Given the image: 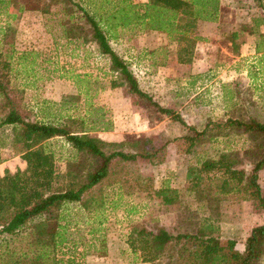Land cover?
<instances>
[{
  "label": "rangeland",
  "instance_id": "1",
  "mask_svg": "<svg viewBox=\"0 0 264 264\" xmlns=\"http://www.w3.org/2000/svg\"><path fill=\"white\" fill-rule=\"evenodd\" d=\"M20 1L26 9L45 14L35 24H29L28 17H20L19 27L23 34L14 36L18 45L34 40H41L43 45L38 47V56L41 51L42 57H38L36 64H14L10 68L13 76L10 95L15 97L24 119L66 126L72 132H83L102 140L106 143L102 148L106 154L160 150L150 161L141 158L134 162L113 160L110 176L83 196L90 207L88 210L77 203L64 207L68 243L58 257L63 256L64 261L71 257L72 264H178L176 258L169 260L166 255L142 263L138 257L140 252L133 253L126 242L133 225H142L151 231L164 228L176 234L195 233L208 224L221 242L233 240L236 249L242 251L250 231L264 223V211L241 192L216 194L215 186L219 181L214 178L221 177L217 172L200 175V199L192 192V179L197 177L203 161L216 160L222 153L229 154L234 168L243 171L246 178L251 175L255 164L264 159V133L248 131L232 123L264 125V93L257 95L243 88L236 97L224 103L204 97L202 108L179 113L178 106L182 103L169 102L167 95L157 90L162 83L150 80L151 75H143L152 68L139 67L140 75L130 66L133 60L143 65L149 47L156 51L153 56L156 61L163 59L162 46H159L162 40L152 34L157 31L141 34L145 30L137 20L126 27L109 29L108 33L104 30L106 35L113 37L108 40L113 51L131 73L139 77L138 80L133 74L139 89L160 107L174 110L189 130L161 114L147 100L129 93L125 85L112 87V83L121 80L118 74L110 71L108 57L102 55L94 43L84 42L91 38V32L85 19H78L79 10L75 5L79 3L98 20L122 9V0H72L66 5L73 16L71 19L63 16L65 6L61 4L48 1L46 7V0ZM45 8L48 12L44 13ZM118 17H122L121 14L117 13ZM0 22L3 23L2 18ZM60 23L65 26L61 27ZM110 23L114 25L116 20L111 19ZM43 29H49L52 38L57 39V50H51L56 64L46 60L50 57L46 46L50 42L44 41ZM153 35L156 37L152 38ZM175 45L187 47L186 42ZM177 49L172 48L166 59L175 58ZM193 51L191 55L182 52V57L193 56ZM202 131L204 134L197 137L196 133ZM44 145L54 155L59 184L65 179L67 163L74 159L81 163V176L91 170L92 158L76 154L65 138L56 137ZM161 159V163H156ZM24 168L25 163L12 147L11 127L5 126L0 129V174ZM191 169L192 172H188ZM258 184L264 197V168L258 172ZM164 186H171L170 189L177 192L178 200L170 208L156 197V191ZM8 243L11 249L18 250L24 248L25 240L13 237ZM173 255L176 257V253ZM259 264H264V259Z\"/></svg>",
  "mask_w": 264,
  "mask_h": 264
},
{
  "label": "trees",
  "instance_id": "2",
  "mask_svg": "<svg viewBox=\"0 0 264 264\" xmlns=\"http://www.w3.org/2000/svg\"><path fill=\"white\" fill-rule=\"evenodd\" d=\"M48 1L65 6L63 16H68L69 19L73 17L66 8L67 3L72 0H46V7L49 5ZM122 3V9L98 20L95 14L89 13L79 3L75 5L79 10L78 19H85L91 32V38L85 39L84 42L94 43L98 51L108 57L110 71L118 74L121 80L119 83H112V87L125 85L129 93L147 100L157 107L161 114L190 130L174 110L160 107L139 89L127 64L111 48L108 40L113 38L112 35L106 34L109 29L126 27L135 20L139 21L145 30L165 32L171 36L177 27L191 32L198 18L196 13L205 10V4L201 5L202 9L196 11L193 5L200 3L197 0H147L143 5L134 4L131 0H122ZM210 5L216 10L217 0H211ZM139 9H142V13H139ZM43 10L44 13L48 12L46 8ZM117 13L122 17L116 18ZM111 19L116 20V24L111 25ZM60 25L65 26L64 23ZM65 30L69 34V31ZM259 37L262 39L263 35ZM181 40L187 43L182 52L191 55L194 39L187 36ZM260 43L262 42H257L259 48ZM8 72L9 65L0 60V128L11 127L13 150L25 163V168L15 172L6 170L0 174V264H72L73 258L68 257L67 261H64L63 256L58 257V253L68 243L67 215L64 214V207L77 203L88 210L90 207L83 201V196L110 176L113 160L134 162L141 158L150 161L155 159L160 150H145L132 154L115 151L106 154L102 149L106 144L104 141L91 138L83 132H72L66 126L27 121L20 114L15 97L10 95L12 91L9 87ZM232 124L243 126L248 131L264 133V125L259 123ZM202 134L204 131L196 133V136ZM56 137L65 138L76 154L92 158L94 163L91 170L81 176V163L74 159L67 163L68 169L63 176L65 179L59 184L60 175L55 170L54 155L47 151L44 145ZM161 161L162 159L156 163ZM263 168L264 159L255 164L251 175L246 178L243 171L234 168L229 154L222 153L218 159L205 160L200 164L197 177L192 179V192L200 199V175L217 172L221 177L214 178L219 181V185L215 186L216 194L241 192L246 199L256 201L264 211V197L258 184V172ZM188 172H192V169ZM156 197L167 208L178 200L177 192L169 187L156 191ZM210 228L211 226L206 224L195 233L175 234L164 228L151 231L145 226L133 225L128 231L126 242L133 253L140 252L138 257L142 263L156 261L165 255L169 260L176 258L178 264H259L264 259V224L250 231L242 251L236 249L233 240L221 242ZM13 237L25 240L23 249L9 247L8 241ZM173 253H176V257Z\"/></svg>",
  "mask_w": 264,
  "mask_h": 264
},
{
  "label": "crops",
  "instance_id": "3",
  "mask_svg": "<svg viewBox=\"0 0 264 264\" xmlns=\"http://www.w3.org/2000/svg\"><path fill=\"white\" fill-rule=\"evenodd\" d=\"M134 1L133 3H139L138 5L147 3V0ZM197 1L200 3L193 5V9H202L201 5L205 4V10L196 13L198 18L191 32L179 27L172 36L165 32H152L162 40L159 46H162L163 59L156 61L153 57L156 51L150 50L149 47V53L142 61L143 65L133 60L130 66L140 75L142 71L139 67L143 70L152 68L148 74L143 75H151L150 80L162 83L160 87L157 86V90L167 95L169 102L182 103V106H178L179 113L182 114L189 112L191 108L193 111H196L197 107L202 108L204 97L220 99L224 103L236 97L243 88L263 95L264 0H217L216 10L210 5L211 0ZM38 12L26 9L20 0H0V19L2 18L3 22H0V60L9 65V81L13 77L10 74L12 65L33 66L38 57H42L41 51L39 56L37 53L38 47L43 46L41 40H34L32 43L26 41L24 44L28 45L24 46L18 45L14 37L23 34L19 27L20 17H28V23L35 24L45 15ZM205 16L211 18L207 19ZM43 31L46 36L44 41L50 42V45H46L50 52V57L46 60L56 64V56L52 57L54 53L51 54V50H57V39L52 38L49 29ZM48 31L50 34L47 38ZM149 32L145 30L141 34L147 35ZM190 35L194 39L193 56L184 58L181 56L183 47L175 43H183L181 38ZM259 35H263V38ZM154 37L156 36L153 35L152 38ZM258 41L262 42L260 48ZM172 48L179 50L177 49L175 58L167 60L166 54L168 55ZM133 74L135 75L134 72ZM135 77L139 80V77Z\"/></svg>",
  "mask_w": 264,
  "mask_h": 264
}]
</instances>
